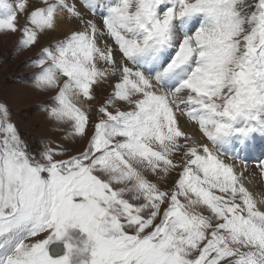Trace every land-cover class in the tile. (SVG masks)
Instances as JSON below:
<instances>
[{
    "label": "snow or ice",
    "instance_id": "6c2138e0",
    "mask_svg": "<svg viewBox=\"0 0 264 264\" xmlns=\"http://www.w3.org/2000/svg\"><path fill=\"white\" fill-rule=\"evenodd\" d=\"M63 22L34 81L59 137L0 102V264H264V0H0L23 48Z\"/></svg>",
    "mask_w": 264,
    "mask_h": 264
},
{
    "label": "rangeland",
    "instance_id": "374dc122",
    "mask_svg": "<svg viewBox=\"0 0 264 264\" xmlns=\"http://www.w3.org/2000/svg\"><path fill=\"white\" fill-rule=\"evenodd\" d=\"M62 28H64V26L61 24L60 29ZM17 33H15V35ZM9 34L10 32L0 33V36H2L0 38V102H4L9 106L12 112V119L16 122L22 136L28 141L31 148L36 150L39 147L38 141L44 134L56 138L59 137V134L50 131L51 122L46 117L45 110L42 107L46 105V103H40L49 96H52L53 92L48 91L45 92V94L44 91L34 87L35 77L32 73L35 70L39 72V68L35 66L36 62L32 65L30 64L32 59L36 61L37 55L41 53L46 42L53 44V36L51 33L42 35L39 42L32 46L34 55L27 57L25 54L28 49L21 48L18 44L20 37L17 35H20L19 33L16 35L13 43H10V41L6 43L3 42L6 38H9ZM62 34H64V32ZM34 90L40 92L42 95L37 94ZM108 91L109 89L105 87L98 103L103 102V96H106ZM49 102L51 103V100ZM48 104L49 103H47V105ZM84 146V142L75 143L72 145L73 151H81ZM259 152L260 151H258V153ZM250 160H252V158Z\"/></svg>",
    "mask_w": 264,
    "mask_h": 264
},
{
    "label": "bare ground",
    "instance_id": "6f19581e",
    "mask_svg": "<svg viewBox=\"0 0 264 264\" xmlns=\"http://www.w3.org/2000/svg\"><path fill=\"white\" fill-rule=\"evenodd\" d=\"M62 26H64V28H62V29H59L56 33H51L52 34V36H53V38H52V40L55 42L57 39H59L60 37H62V36H64V35H66V34H68V33H70L72 30H74V25H72V24H70V23H67V22H63L62 23ZM64 32V34H62ZM65 32H67V33H65ZM18 34V33H17ZM16 34V35H17ZM16 35H15V33H12V32H10V34H9V38H6L5 39V41H3L4 43H6V42H9L10 41V43H13L14 41H15V37H16ZM17 36H19V35H17ZM2 36H0V38H1ZM53 42V43H54ZM3 43V44H4ZM52 43H48V42H46V44L44 45V47L45 46H49V45H51ZM9 46V45H8ZM33 47H31L30 49H28L27 50V52H26V56L27 57H29V56H31V55H34L33 54V49H32ZM36 55V54H35ZM41 55H42V51H41V53L39 54V55H37L38 57H37V59H39L40 57H41ZM26 58V57H25ZM18 61V60H17ZM62 79H63V77H62ZM35 87V86H34ZM34 89V88H33ZM35 91V90H34ZM12 92V91H11ZM35 92H37V91H35ZM16 93V92H15ZM26 93V92H25ZM44 93H45V91H44ZM13 94V93H12ZM37 94H39V95H42L40 92H37ZM46 94V93H45ZM44 94V95H45ZM39 95H37V96H39ZM17 97H20V96H18V95H16ZM48 96V95H47ZM17 97H15V98H17ZM50 97L51 96H49L46 100H44V101H42V102H40V103H46V105H47V103H49L50 104ZM36 100V99H35ZM100 101V100H99ZM27 102V101H26ZM35 102V101H34ZM43 103V104H44ZM45 115H46V117H47V113H46V111H45ZM48 118V117H47ZM36 119V118H35ZM47 121V120H46ZM44 123V122H43ZM40 125H42V124H40ZM48 126V125H47ZM47 128V127H46ZM43 130V129H42ZM190 131H195V129H189ZM44 131V130H43ZM47 132V131H46ZM44 135H46V134H44ZM258 151H260L259 150V148L257 147V145L255 146V150L254 151H251V152H249L248 154H247V158H248V160L249 161H253V158H252V155H257L258 154ZM252 158V160H250ZM250 167H249V170L245 173V176H246V181H245V183H246V186H248L249 187V189H250V191H252L255 195H256V197H257V199L258 200H264V179H261V177H260V175H259V171H258V169L256 168V166H255V164H250L249 165ZM261 207L262 208H264V205H261Z\"/></svg>",
    "mask_w": 264,
    "mask_h": 264
}]
</instances>
